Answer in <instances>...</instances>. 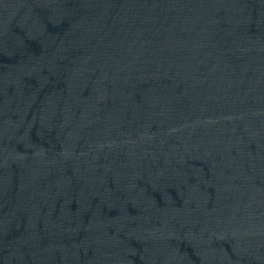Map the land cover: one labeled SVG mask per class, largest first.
Wrapping results in <instances>:
<instances>
[{
	"label": "water",
	"instance_id": "obj_1",
	"mask_svg": "<svg viewBox=\"0 0 264 264\" xmlns=\"http://www.w3.org/2000/svg\"><path fill=\"white\" fill-rule=\"evenodd\" d=\"M0 264H264V0H0Z\"/></svg>",
	"mask_w": 264,
	"mask_h": 264
}]
</instances>
